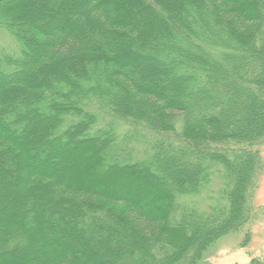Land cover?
Instances as JSON below:
<instances>
[{
	"label": "trees",
	"instance_id": "16d2710c",
	"mask_svg": "<svg viewBox=\"0 0 264 264\" xmlns=\"http://www.w3.org/2000/svg\"><path fill=\"white\" fill-rule=\"evenodd\" d=\"M0 33V264H196L249 221L264 0H0Z\"/></svg>",
	"mask_w": 264,
	"mask_h": 264
},
{
	"label": "rangeland",
	"instance_id": "374dc122",
	"mask_svg": "<svg viewBox=\"0 0 264 264\" xmlns=\"http://www.w3.org/2000/svg\"><path fill=\"white\" fill-rule=\"evenodd\" d=\"M0 45L14 46V42L6 34L0 33ZM256 148L263 166L250 201L249 221L241 229L214 241L196 264H248L253 259L264 261V142ZM203 184L199 194L190 200H194L200 210L206 211L218 202L223 188L224 180L219 166L210 168L208 181Z\"/></svg>",
	"mask_w": 264,
	"mask_h": 264
}]
</instances>
